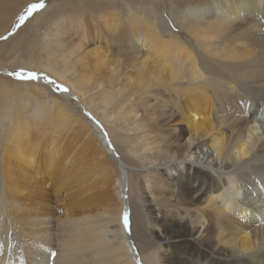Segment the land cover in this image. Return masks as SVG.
<instances>
[{
    "label": "bare ground",
    "instance_id": "bare-ground-1",
    "mask_svg": "<svg viewBox=\"0 0 264 264\" xmlns=\"http://www.w3.org/2000/svg\"><path fill=\"white\" fill-rule=\"evenodd\" d=\"M218 9L222 11L207 18L179 22L188 40L174 34L164 39V33L136 15L126 22L112 20L114 29L127 33L131 47H142L139 54L129 51L131 62L123 75L118 61L106 68L101 63L88 73L80 61L61 67L60 72L36 66L64 82L69 92L62 94L79 99L88 110L85 102L107 125L109 135L88 110L101 125L89 118L99 126L98 131L94 127L98 136L87 123V131L80 128L85 136L83 162L89 154L87 165L97 168L104 184L110 182L108 157L116 159L119 203L109 198V186L104 193L82 201L79 188L78 200L73 203L77 210L66 213L63 219L42 210V196L34 183L43 178L33 169L38 153L29 148L33 135L26 130L38 122L46 125L48 118L40 115V109L23 108L26 114L0 134V258H7V264H264V204L258 203L263 198L254 193L258 189L264 193V165L253 167L251 172L262 175L259 183L249 186L247 196L253 202L238 197L237 181L247 175L239 173L238 179V174L236 178L231 172L242 160L264 151L259 143L264 135V106H247L238 121L226 111L235 99L230 91L233 84L229 86L227 79L237 81L243 92L248 91L241 86L247 88L250 83L255 84L256 92H260L258 88L264 91V0H225V7ZM68 21L64 28L68 36L83 30L81 22ZM114 37L115 33L109 35ZM51 63L64 65L55 59ZM87 74L93 84L88 83ZM89 112L84 111L91 116ZM59 113L62 116L56 119L67 117L61 109ZM53 144L51 141L48 147ZM58 150L54 148L53 153ZM133 156L144 160L147 184L139 187L140 194L149 199L150 210L163 217L161 227L169 231L157 232L158 249L163 253L159 256L132 231L139 214L132 203L133 182L128 176L132 168L124 158ZM69 162L70 156L60 160V164ZM47 163L59 190L78 188L81 179L90 174L89 168H82L77 161L66 175L67 168H58L54 157ZM195 163L212 168L218 176L197 168ZM98 197L100 211L84 213ZM124 211L129 213L128 231L122 222ZM256 224L257 228L263 226L262 233L253 229ZM145 226L146 222L142 228ZM8 244L17 250L5 257Z\"/></svg>",
    "mask_w": 264,
    "mask_h": 264
},
{
    "label": "rangeland",
    "instance_id": "rangeland-1",
    "mask_svg": "<svg viewBox=\"0 0 264 264\" xmlns=\"http://www.w3.org/2000/svg\"><path fill=\"white\" fill-rule=\"evenodd\" d=\"M227 1L230 2V0ZM32 2H34V0H0V36L7 37L6 39H0V108L2 106H8L3 112L0 110V112H2V116L0 117V134L3 135L9 130L16 118H20L21 115L26 114L24 113L23 108H26V110L29 111L34 107H37L36 109L34 108V110L40 109V115H44L48 118L46 125L39 122L35 123V127L27 128L26 132H30L29 134L31 136L33 135V140L29 148H33L38 153V155L33 158V169L36 170V172H40V177L43 178V181L38 182V180H36V183H34L35 186L37 185L36 188L42 196L43 203L41 209L49 211L51 216L63 219L66 213L70 214L72 211L77 210L73 206V203L78 200L79 195H77L76 192L79 188L82 190V201L87 196L104 193L106 191L104 188L109 186L111 190L109 191V198L113 203L118 205L119 201L116 193V183L119 171L115 163L116 159L114 157L113 159L108 157L107 165L110 174V180L108 181L110 182L105 183L104 181V184L102 181V175L97 168L87 165L90 157L89 154L85 158V163L83 162L85 149L82 144L83 139H85L83 132L88 130V126L93 128L97 134L96 130L98 126L93 122L94 117L88 111L90 110L92 112L89 106L85 102H82L88 109L86 110L80 104L79 99L76 100L72 97L64 96L65 94H62V92L53 91L52 86L46 84L43 80L20 81L15 77L8 75V73L32 67L33 69L30 68L29 70L42 71L45 75H48L63 84L64 82H60L50 73L35 69L36 66H48L49 68L60 72L61 67L71 65L74 61H80L86 68V73H88L101 63H103V66L106 68V65L118 61L120 63L119 73L123 75L131 62V52L129 51L140 53L142 47L141 44L136 45V47H131L133 44L131 43L130 46L126 41L128 40L127 33L122 28L114 29V26L110 25V23L114 22L112 20L126 22L127 18H134L133 15H136L143 20L145 19L146 22H151L150 24L153 29L157 28L162 34L164 33L165 35H163L166 36L164 39H167L169 35L174 34L179 38L182 37L181 39L183 40H188L189 36L185 30L180 28L179 22L186 23V21L190 19L200 20L199 17L202 19V17L207 18L210 15L218 14L222 11L218 8L225 7V0H45L46 7L44 9L34 13L20 28L16 29L15 32H12L13 22L18 15L26 9L27 5ZM197 6L202 7L194 11L189 10L190 8ZM187 14L188 16H185ZM193 17L196 18L194 19ZM68 20L73 23L81 22L83 30L68 36L64 33L65 26L69 24ZM57 26L58 28L56 29ZM59 31H63V33L61 32V34ZM10 32H12L11 35H9ZM113 33H115V37L114 39H110L109 35H113ZM53 41L56 43V46ZM54 59L57 60L58 63L64 65H53L51 62ZM65 76L67 77V75ZM86 78L89 84H93L89 74L86 75ZM23 82L26 83V85H24ZM227 84H229V86L233 84V91H230L233 93L232 95H235V99L230 103L231 106L226 107V111L230 112L228 114H232L235 121L244 117L242 112L243 109L248 108L247 106H264V91L258 88L260 92H256L254 89L256 87L255 84L250 83L247 85V88L241 86L243 90L248 92L241 91L238 87L239 85L237 84V81L232 78L227 79ZM35 86L37 87L35 88ZM91 92L93 91H90V93ZM90 93H87V95H90ZM242 93L246 96L245 98ZM248 94L250 97H248ZM94 95L95 93H93V96ZM93 96H91L90 100ZM230 107L234 109L232 110L234 114L231 112ZM60 109L64 112V115H67V117L63 116L62 119H56L58 116H62L59 113ZM84 111L89 112L91 116L86 115ZM92 114L96 116L94 112H92ZM28 116L31 117L30 114H28ZM259 116L258 118H261V116L264 117V110L261 116ZM96 117L101 121L103 126L94 118L95 121H97L109 135L108 127L105 122L98 116ZM84 123H87L88 125L86 126ZM260 140L259 143L262 148H264V135ZM51 141H53L54 144L48 147V144ZM101 144L104 146L103 142H101ZM57 147L59 150L54 154L53 149ZM105 149L108 152V148L105 147ZM134 149H139V146L134 145ZM1 152L2 141L0 139V155ZM88 152L90 153V151ZM66 156H70V162L66 165L60 164L61 158ZM51 157H54L58 168L62 166L67 168L65 175L70 169H72L76 161L82 168L87 166L90 174L81 179L80 185H77L79 186L78 188H74L70 191L59 190L56 187L58 182L57 180L55 181V176L53 172L50 171V163H47V160ZM99 157H103V155H99ZM124 162L132 168L128 170V176H130V179L133 182L132 203L138 210L137 214H139L137 215L138 218H136L135 228H133L132 231L136 236L142 238L143 243H147L149 251L155 250V255L159 256V254L163 253L158 249L160 246V240L157 232L164 234V231H169L166 228L161 227V219L163 217L154 214L150 210L152 206L149 205V199L145 195L142 196L140 194L141 191H139V187L147 184V178L145 177L146 173L142 170L144 160L133 156L130 159L124 158ZM257 165H264V151L258 152V154H253L250 158L242 160L241 163L233 166V169H231L233 176L236 178L239 177V173L247 175V177H243L242 179H240V177L238 178L241 182L237 181L238 186H240V191L238 193L240 199H244L245 201L249 200L250 195L247 196L249 193V186L260 182L262 175L258 174V176L257 174L253 175L251 173L254 169L253 167H257ZM195 166L205 172L218 176V173H216L215 170L208 168L201 163H195ZM236 174H238V177ZM14 176L16 177V175ZM64 179L67 180V176H64ZM143 180L145 182H143ZM256 186H254V188L258 189ZM254 193L256 195L258 194V199H264V193L260 192L259 189L254 191ZM263 199L258 203L262 202L264 204ZM100 202L101 198L98 197L96 202H94L89 208H85L83 212L94 213L100 211V206L98 205ZM251 202H253V200ZM132 219L131 216L130 223L132 222ZM145 222L146 226L143 229L142 225ZM263 222H261L262 225L264 224ZM262 228L263 226L257 228V224L253 227L256 231L259 230L260 233H262ZM13 242L14 238H12L11 244H13ZM1 249L2 247L0 248V255L2 254ZM16 250L17 249L15 248L13 249L12 245L8 244L4 250L5 257H10L15 254ZM137 252L143 257V253L140 250ZM0 263L7 264V258H0ZM21 264L23 263L21 262Z\"/></svg>",
    "mask_w": 264,
    "mask_h": 264
},
{
    "label": "snow or ice",
    "instance_id": "snow-or-ice-1",
    "mask_svg": "<svg viewBox=\"0 0 264 264\" xmlns=\"http://www.w3.org/2000/svg\"><path fill=\"white\" fill-rule=\"evenodd\" d=\"M46 7L45 0H34V2L30 3L23 14H20L18 16V20L16 24L14 25L12 32H15L16 29L20 28L21 25L25 23L31 17L34 13L39 12L40 10L44 9ZM12 32L9 33V35L12 34ZM7 37L0 36V39H6ZM8 75L15 77L17 80L20 81H36V80H43L46 84L52 86V90L55 92H62V93H68L69 89L56 81L55 79L49 77L48 75H41L38 74L36 71L33 70H25V69H19L13 72L8 73ZM122 222L125 231L129 230V213L127 211H124L122 214ZM52 256H55L56 254L53 252L51 253Z\"/></svg>",
    "mask_w": 264,
    "mask_h": 264
}]
</instances>
